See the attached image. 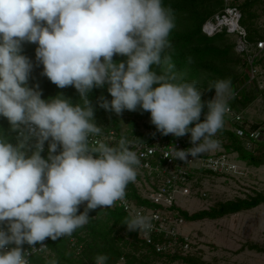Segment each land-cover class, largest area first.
Instances as JSON below:
<instances>
[{"label":"clouds","instance_id":"obj_1","mask_svg":"<svg viewBox=\"0 0 264 264\" xmlns=\"http://www.w3.org/2000/svg\"><path fill=\"white\" fill-rule=\"evenodd\" d=\"M175 26V12L163 0H0V117L18 133L16 144L0 135V264H29L38 243L44 249L46 238L72 236L89 223L91 210L123 201L135 182L141 161L130 141L90 146L102 132L89 98L93 88L109 85L111 101L98 100L105 111L120 116L139 108L162 135L190 134L191 147H174L176 160L221 147L214 137L235 95L231 79L210 83L207 90L215 95L206 102L196 81L174 83L178 74L165 53ZM25 43L38 44L42 75L60 89L73 86L80 103L73 106L63 96L45 101L28 86L33 64L21 54ZM115 55L126 62H114ZM45 142L47 159L41 156ZM123 225L129 232L151 229L143 215ZM107 260L97 255L95 264Z\"/></svg>","mask_w":264,"mask_h":264},{"label":"trees","instance_id":"obj_2","mask_svg":"<svg viewBox=\"0 0 264 264\" xmlns=\"http://www.w3.org/2000/svg\"><path fill=\"white\" fill-rule=\"evenodd\" d=\"M260 1L262 0H246L238 9L241 14V25L247 27L245 30L247 31L248 41L252 40L250 26L245 25L246 13L252 5L258 4ZM223 2V0H163V5L171 7L175 12L176 26L168 38L172 48L167 49L165 53L171 55L172 62L175 64L178 79L173 81L174 83L196 81L199 89H206L213 81L226 78H230L231 81L235 79L231 66L239 64V61L229 58L230 52L236 54L234 47L225 44L220 46L228 35L221 32L207 37L201 30L206 20L218 10L224 8ZM37 47L38 44L32 43L22 45L23 51L21 54L29 58L33 64L28 86L42 92L41 98L45 101L63 96L69 99L73 106L80 103V96L73 86L60 89L46 76L42 75L43 65L36 60L35 56ZM126 59V57L119 55L113 57L116 63L126 62ZM154 70L157 72L162 71V69ZM108 87L109 85L105 84L103 88H93L89 93V98L95 107V123L102 128L99 135L113 130L128 137H135L142 142H151L157 137L170 138V134L168 136L162 135L153 124L145 125L147 128L145 133L139 130V121H151L150 113L143 112L142 109L138 108L136 111L124 110L120 116H117L114 112L100 108L98 100L101 96L109 102L112 99L107 91ZM204 95L205 102L209 101L210 98L206 97L208 95ZM231 103L232 99L230 100ZM124 127L127 128L123 130ZM10 129L11 126L7 119L0 117V135L6 136L9 142L16 144L17 133L11 132ZM218 135L227 139L229 144L225 146L226 151H235L238 158L242 160L247 158L250 164L256 163L252 155L246 154L248 151L231 132L226 131L223 127ZM35 142V139L30 141L33 145ZM48 145L49 142H45L44 151L41 153L44 159H47L49 154ZM60 150L58 148L56 154H59ZM29 155H31V152H29ZM126 190V196L137 206H152L149 201L140 197L132 183L128 184ZM260 204H264V197L257 195L246 200L221 203L213 209L203 210L191 216H188L185 212L180 214L183 218L191 221L203 218L216 219L227 214L254 208ZM85 207H83V211ZM89 218L88 224L73 233L76 245L81 246L79 255L75 254V250L70 247V242L67 239L50 241L46 251L35 255L31 259V264H51L52 261H55L56 264H95L97 255H106L108 257L106 264H168L175 259H181L184 263L192 264L189 257L180 258L176 254L167 256L158 254L152 247L139 241L136 234L129 232L127 226L123 225L124 221L130 217L122 209L116 207L97 208L89 212ZM165 258L166 260H163ZM160 260L164 263H158Z\"/></svg>","mask_w":264,"mask_h":264},{"label":"rangeland","instance_id":"obj_3","mask_svg":"<svg viewBox=\"0 0 264 264\" xmlns=\"http://www.w3.org/2000/svg\"><path fill=\"white\" fill-rule=\"evenodd\" d=\"M245 1L234 0L227 4H233L239 9ZM246 14L245 25L250 26L251 30L252 41L249 42L255 44L264 39V0L252 5ZM234 43L235 37L228 35L220 46L225 44L234 47ZM229 58L239 61V64L231 66V71L235 75V79L231 81L232 88L237 94L231 105L235 106L234 108L249 124L247 129L255 126L263 131L256 142L239 140L248 151L246 154L252 155L256 163L250 164L247 158L245 160L238 158L235 151H226L229 153L230 162L236 165V171L219 175L203 170L201 168L203 164L196 160L192 166V178L187 184L189 194L181 195L179 190L175 200L176 208L188 216L203 210L208 211L221 203L246 200L257 195L264 197V50L259 53V58L255 62L259 75L253 83L247 78L248 68L244 64V57L230 52ZM207 89L200 90L204 91L203 96L207 94L206 97L211 100L215 90L208 92ZM150 124L152 123L149 120L139 121V130L145 132L147 130L145 125ZM222 150L223 147H220L206 154L216 155ZM135 186L140 194L144 191L138 183ZM174 232V239L182 238L184 242L178 244L176 249H171V252L174 251L180 258L189 257L192 264H264V204L216 219L203 218L191 221L182 218ZM158 263L164 262L160 260ZM168 264L187 263L175 259Z\"/></svg>","mask_w":264,"mask_h":264},{"label":"built area","instance_id":"obj_4","mask_svg":"<svg viewBox=\"0 0 264 264\" xmlns=\"http://www.w3.org/2000/svg\"><path fill=\"white\" fill-rule=\"evenodd\" d=\"M223 1L226 6H224L219 13L214 14L206 20L201 30L207 37L221 32L235 37L234 50L237 54L244 57V64L248 68L246 71L247 78L249 82L253 83L259 75L255 62L259 58V53L264 50V39L257 41L255 44L250 43L247 39L245 28L240 24V11L233 4H227L234 0ZM254 50L257 51V53H254ZM236 95L235 93L234 97ZM202 101L205 102V97L203 95ZM206 113L207 109H204L200 118L202 119L201 122H203ZM248 125L249 124L246 123L245 119L241 116V113H239L229 101V111L224 117V129L231 132L238 140H245L248 143L258 141L263 131L260 127L253 126L247 129ZM191 127H194V125ZM122 137L131 142V150L137 153L141 161V164L137 167L136 180L132 184L135 188L136 183L144 188V191L141 193L142 195L138 191L137 192L142 199L149 201L152 206H137L125 195L123 201H117L111 208L116 207L122 209L130 218L135 215L148 217L151 224L150 230L147 232L133 231L138 240L152 247L158 254L165 256L176 254L174 251L171 252V249H176L178 244L184 242L182 238L174 239V230L178 227L183 218L180 214L182 211L176 208L177 206L175 205L177 194L179 190L181 195L189 194L190 191L187 184L192 178V166L196 160L200 161L201 165L203 164L201 166L203 170L219 175L225 174V172L228 171H236V165L230 162L229 153H227L225 149V146L229 143L226 138L219 136L217 133L214 139L220 142L221 147H223L222 151L218 152L216 155L212 154L211 156L204 154L195 159L189 156V161L187 162L176 160L173 149L175 147L177 150H184L191 147L190 134L180 138L170 134V138L168 139L157 137L151 142H142L135 137H128L122 133L119 134L113 130H109L101 135L92 137L90 146L98 148L100 144H107L115 147ZM85 206L86 203L81 205L77 214L82 213V209ZM62 239L69 240L70 247L75 250L76 255L81 253V246L76 245L73 234L70 237L66 236L58 240ZM50 241L53 240H51V238H46L43 242L44 246H46L44 249H39L41 247L39 243L35 246L37 250L33 251L28 257L29 264H31V259L35 255L42 254L46 251L48 242ZM11 247H15V245H9L8 249ZM22 247L24 251H31V247L26 243Z\"/></svg>","mask_w":264,"mask_h":264}]
</instances>
